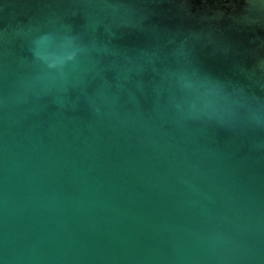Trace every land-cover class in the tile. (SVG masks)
I'll list each match as a JSON object with an SVG mask.
<instances>
[{
    "label": "water",
    "instance_id": "water-1",
    "mask_svg": "<svg viewBox=\"0 0 264 264\" xmlns=\"http://www.w3.org/2000/svg\"><path fill=\"white\" fill-rule=\"evenodd\" d=\"M112 5H117L113 7ZM130 5V7H125ZM66 36L84 46L66 76L45 63ZM221 85L225 122L185 115ZM230 111V115L228 112ZM264 16L247 0H0V261L4 264H264ZM235 176L260 222L243 255L183 202L178 170ZM44 199L5 240V194ZM9 231L11 229L9 228Z\"/></svg>",
    "mask_w": 264,
    "mask_h": 264
},
{
    "label": "clouds",
    "instance_id": "clouds-1",
    "mask_svg": "<svg viewBox=\"0 0 264 264\" xmlns=\"http://www.w3.org/2000/svg\"><path fill=\"white\" fill-rule=\"evenodd\" d=\"M117 7V5H112ZM247 6L251 15L264 16V0H247ZM130 7V5H125ZM84 46L78 42L75 36H66L59 47L52 51L45 60L49 69L55 70L59 76L67 75L66 69L70 63H76ZM182 85L190 90H202V95L208 97L202 107L190 105L185 113L188 117L215 119L223 123L226 119L225 110L217 107L211 97L219 95L221 85L211 81L197 80L184 72L179 75ZM230 115V111L228 112ZM251 123L264 126V118L255 112L249 117ZM176 189L184 203L192 206L202 215H212V205L217 200L224 203L222 213L223 220L229 225L225 231L219 227L210 229L205 237L208 244L214 249H222L232 255H243L251 246L249 236L255 233L260 222L259 209L255 192L247 184L245 179L233 175L226 181H209L207 173L197 168L194 171L187 169L178 170L175 177ZM44 198L39 196L31 187V180L25 186L22 195L5 194L3 210L5 217V240H12V259L31 258L21 253L17 255L15 236L17 227L24 214ZM9 228L11 231H9ZM0 264H4L0 261Z\"/></svg>",
    "mask_w": 264,
    "mask_h": 264
}]
</instances>
